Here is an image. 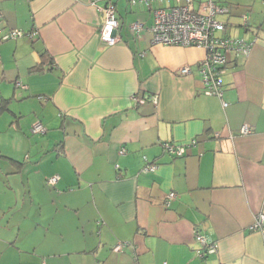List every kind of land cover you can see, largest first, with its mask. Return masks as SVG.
Returning <instances> with one entry per match:
<instances>
[{
	"label": "crops",
	"instance_id": "0c3cea01",
	"mask_svg": "<svg viewBox=\"0 0 264 264\" xmlns=\"http://www.w3.org/2000/svg\"><path fill=\"white\" fill-rule=\"evenodd\" d=\"M106 1L0 0V264H264V0H215L252 42L226 63V105L203 92V48L152 41L157 2L112 0L120 40L102 44Z\"/></svg>",
	"mask_w": 264,
	"mask_h": 264
},
{
	"label": "built area",
	"instance_id": "2783aa9c",
	"mask_svg": "<svg viewBox=\"0 0 264 264\" xmlns=\"http://www.w3.org/2000/svg\"><path fill=\"white\" fill-rule=\"evenodd\" d=\"M169 2L167 6L160 5L162 2ZM193 0H128L130 4L142 2L149 6L152 2L159 5L153 8V22L149 26L152 32V41L166 45L197 46L204 49V55L197 63L205 94L216 95L220 98L222 105L227 102L222 98V76L225 71L226 63L232 55L247 56L250 53L252 42L240 36H230L224 34L226 24L218 19L217 15L227 11L225 5L217 3L215 0H200L197 6H193ZM116 8L112 0H107L102 7L103 18L100 23L98 35L102 44H114L120 40L118 33V20L115 14ZM244 16V23L246 22ZM132 32L137 33L141 30L142 24L133 21L129 24ZM36 30L23 31L19 28H11L1 35V38H15L27 34L34 36ZM181 73H189V66L180 68ZM17 85H20L17 83ZM149 100L156 103L157 96L147 95L139 99L140 102ZM30 131L43 133L45 126L41 121L35 120L30 125ZM249 126L242 124L241 133H247ZM217 135V133H216ZM194 143V140L191 141ZM164 152L171 155L180 156L185 152V146L173 141L161 142ZM123 152V148L120 150ZM155 163L145 164L141 170L146 171L155 168ZM57 174L47 178V183L53 184L57 180ZM176 196L174 191H169L165 196V203ZM264 213H259L256 220L250 226L251 229H260L264 232L263 226ZM195 239L204 245V255L206 252L215 250L213 243H207L202 234L196 233ZM124 242L119 241L115 245L116 249L124 246Z\"/></svg>",
	"mask_w": 264,
	"mask_h": 264
}]
</instances>
